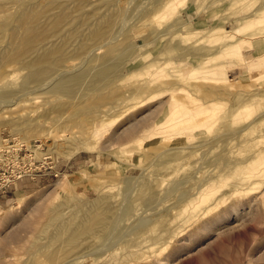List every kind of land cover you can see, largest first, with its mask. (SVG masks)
Returning <instances> with one entry per match:
<instances>
[{"label":"rangeland","instance_id":"obj_1","mask_svg":"<svg viewBox=\"0 0 264 264\" xmlns=\"http://www.w3.org/2000/svg\"><path fill=\"white\" fill-rule=\"evenodd\" d=\"M261 37L264 0H0V264H264Z\"/></svg>","mask_w":264,"mask_h":264},{"label":"crops","instance_id":"obj_2","mask_svg":"<svg viewBox=\"0 0 264 264\" xmlns=\"http://www.w3.org/2000/svg\"><path fill=\"white\" fill-rule=\"evenodd\" d=\"M190 12V14L192 13V18L193 19H196L197 17H199V15H200V13L199 12H197V13H195V15H194V12H196V11H194L193 9L192 10H190L189 11ZM204 14V13H203ZM203 17H205V16H203ZM202 21H204V20H202ZM260 38V37H259ZM262 39H263V41H264V37H261ZM255 39L256 38H253L252 40H251V45H252V47H250L249 49H245L244 51H243V54H244V56H245V58H246V60H247V62H248V64L246 65V70H244L243 71V69H238L237 70V67H234V69H233V71L236 73L235 75H242V74H244V73H250L251 72V69H249V67L251 68V67H253V66H260L261 64H262V61H258V59L260 58V57H262L263 58V56H264V45H257V44H255ZM261 67V66H260ZM232 70V69H231ZM242 70V71H241ZM238 73V74H237ZM22 181H23V179H22Z\"/></svg>","mask_w":264,"mask_h":264},{"label":"built area","instance_id":"obj_3","mask_svg":"<svg viewBox=\"0 0 264 264\" xmlns=\"http://www.w3.org/2000/svg\"><path fill=\"white\" fill-rule=\"evenodd\" d=\"M6 151H4V154H5ZM19 156V154L17 155V157ZM6 158H8L6 156ZM48 159V158H47ZM13 164V161H7V159H2L0 157V181L2 182H6L5 185H10L13 183L14 180L18 179V178H21V171L18 172L17 174V171L14 170V167L12 166ZM11 166L13 167V169H11V172H14L15 171V174H9L7 175L6 172L11 168ZM1 170H3V173L1 172Z\"/></svg>","mask_w":264,"mask_h":264},{"label":"bare ground","instance_id":"obj_4","mask_svg":"<svg viewBox=\"0 0 264 264\" xmlns=\"http://www.w3.org/2000/svg\"><path fill=\"white\" fill-rule=\"evenodd\" d=\"M44 73H47L48 74V72L47 71H43ZM61 88H62V86H61ZM64 88V87H63ZM57 89V88H56ZM60 89V88H59ZM68 89H70V88H68ZM67 90V89H66ZM193 119V118H192ZM161 127V126H160ZM177 128V127H176ZM156 129H157V127H156ZM8 145V144H7ZM80 145V144H79ZM5 145L4 144H0V147H4ZM31 146V145H30ZM82 146V145H81ZM86 146H88V145H86ZM7 147V146H6ZM38 149H39V147H37ZM75 148H79V147H75ZM86 148H88V147H86ZM32 150H33V148H31ZM81 149V148H80ZM0 150H2L1 152H0V157L2 158V159H7L6 158V156H5V154L3 153V148H0ZM74 150H76V149H74ZM73 153H75V152H73ZM32 156H34V155H32ZM16 157V156H15ZM31 158V157H30Z\"/></svg>","mask_w":264,"mask_h":264}]
</instances>
